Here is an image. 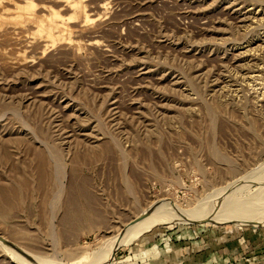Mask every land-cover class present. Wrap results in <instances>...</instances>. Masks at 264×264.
<instances>
[{
	"label": "rangeland",
	"instance_id": "374dc122",
	"mask_svg": "<svg viewBox=\"0 0 264 264\" xmlns=\"http://www.w3.org/2000/svg\"><path fill=\"white\" fill-rule=\"evenodd\" d=\"M0 238V264H264V0H0Z\"/></svg>",
	"mask_w": 264,
	"mask_h": 264
},
{
	"label": "bare ground",
	"instance_id": "6f19581e",
	"mask_svg": "<svg viewBox=\"0 0 264 264\" xmlns=\"http://www.w3.org/2000/svg\"><path fill=\"white\" fill-rule=\"evenodd\" d=\"M82 9H84V8H82ZM80 11H81V10H80ZM80 13H81V12H80ZM80 13H79V14H80ZM76 14H78V13H76ZM83 14H84V13H83ZM80 16H81V15H80ZM84 16H85V15H84ZM84 16H82V17H84ZM85 17H86V16H85ZM80 18H81V17H80ZM85 21H86V20H85ZM228 208H229V207H228ZM219 210H220V209H219ZM225 210H226V209H225ZM207 211H208V210H207ZM216 211H217V210H216ZM185 212H186V211H185ZM185 212H182V214L185 213ZM163 213H166V212H163ZM191 213H194V212H191ZM205 213H206V212H205ZM215 213H216V212H215ZM158 214H159V213H158ZM170 214H171V213H170ZM182 214H181V215H182ZM186 214H187V212H186ZM194 214H195V213H194ZM179 215H180V214H179ZM183 215L185 216V214H183ZM183 215H182V218H183ZM188 215H189V213H188L185 217L187 218ZM190 215H191V214H190ZM206 215H207V213H206ZM209 215H210V214H209ZM195 216L198 217V215H195ZM152 218H154L155 221H152V220H151V223H150L149 225H147V227L154 226V225H158V224H162V223H166V224H167V223H169V222H175V221H179V220H180V219H179V220H176V215L162 214V212H161V214H159V215H157V216H153ZM152 218H151V219H152ZM189 218H190V217H189ZM200 218H201V217H200ZM203 218H205L206 220L209 219V218H207V216H203L201 219H203ZM220 218H221V217H220ZM154 219H153V220H154ZM146 221H148V220H146ZM146 221H144V222H146ZM181 221H182V220H181ZM148 222H150V219H149ZM179 223H180V222H179ZM140 224H141V223H140ZM140 224H139V225H140ZM145 224H146V223H145ZM145 224H144V225H145ZM142 225H143V224H142ZM139 227H140V226H139ZM141 227H142V226H141ZM141 227H140V228H141ZM136 228H137V227H136ZM133 229H135V228H133ZM143 229L145 230V228H143ZM150 229H151V227H150ZM144 230H143V231H144ZM131 231H133V230H131ZM135 231H136V229H135ZM135 231H133V233H135ZM143 231H142V233H143ZM129 234H130V233H129ZM138 234H139V233H138ZM138 234H135V235L132 236V237L130 236V235H132V234H130L129 237H131V238H129V237L127 238V237H126L127 240H126V242H124L122 245L127 244L129 241H131V239L135 238V236L138 235ZM140 234H141V232H140ZM140 234H139V235H140ZM127 235H128V234H127ZM1 240H2V239H1ZM122 240H124V239H122ZM3 241H5V240H3ZM118 241H119V240H118ZM119 242H120V241H119ZM119 242H118V243H119ZM2 243H3V242H2ZM116 243H117V242H116ZM3 244H4V243H3ZM10 245H11V244H10ZM116 245H118V244H116ZM116 245L113 247V249H114L115 247H117ZM119 245H120V244H119ZM11 246L13 247V245H11ZM6 247H7V246H6ZM108 248H109V247H108ZM8 249H10V251H11V250H12V251H15V250H16L14 247H13L12 249L8 247ZM109 250H110V249H109ZM109 253H111V252H109ZM86 258H87V257H86ZM99 259H100V258H99ZM103 259H104V258H103ZM82 260H83V259H82ZM87 260H88V259H87ZM93 262H95L94 259H93V261H89V262H87V263L85 262V263H83V264H92ZM78 264H79V263H78Z\"/></svg>",
	"mask_w": 264,
	"mask_h": 264
},
{
	"label": "water",
	"instance_id": "95a60500",
	"mask_svg": "<svg viewBox=\"0 0 264 264\" xmlns=\"http://www.w3.org/2000/svg\"><path fill=\"white\" fill-rule=\"evenodd\" d=\"M0 241L3 242L5 246H7V247H9V248H11V249L13 248V247L9 244L8 241H3V240H1V238H0Z\"/></svg>",
	"mask_w": 264,
	"mask_h": 264
}]
</instances>
